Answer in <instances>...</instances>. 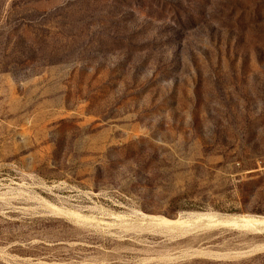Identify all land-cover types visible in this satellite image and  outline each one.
<instances>
[{"label":"rangeland","instance_id":"rangeland-1","mask_svg":"<svg viewBox=\"0 0 264 264\" xmlns=\"http://www.w3.org/2000/svg\"><path fill=\"white\" fill-rule=\"evenodd\" d=\"M208 214L264 216V0H0V264H264Z\"/></svg>","mask_w":264,"mask_h":264},{"label":"bare ground","instance_id":"bare-ground-1","mask_svg":"<svg viewBox=\"0 0 264 264\" xmlns=\"http://www.w3.org/2000/svg\"><path fill=\"white\" fill-rule=\"evenodd\" d=\"M154 220L159 226L165 227L167 229H181V231L183 230L184 232H194L195 230L211 228L264 232V216H217L208 214L179 217L175 220H164L159 218H155Z\"/></svg>","mask_w":264,"mask_h":264}]
</instances>
